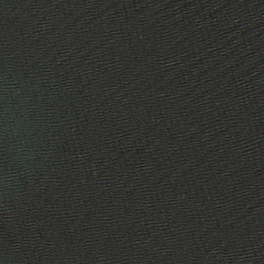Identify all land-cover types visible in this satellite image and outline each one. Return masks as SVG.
<instances>
[{
	"label": "water",
	"instance_id": "obj_1",
	"mask_svg": "<svg viewBox=\"0 0 264 264\" xmlns=\"http://www.w3.org/2000/svg\"><path fill=\"white\" fill-rule=\"evenodd\" d=\"M0 264H264V0H0Z\"/></svg>",
	"mask_w": 264,
	"mask_h": 264
}]
</instances>
